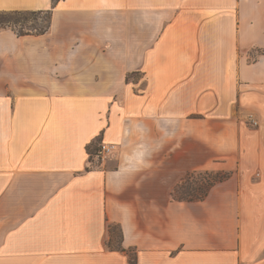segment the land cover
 Wrapping results in <instances>:
<instances>
[{"label":"crops","instance_id":"obj_1","mask_svg":"<svg viewBox=\"0 0 264 264\" xmlns=\"http://www.w3.org/2000/svg\"><path fill=\"white\" fill-rule=\"evenodd\" d=\"M46 9L0 29V264H264V0H0Z\"/></svg>","mask_w":264,"mask_h":264},{"label":"trees","instance_id":"obj_2","mask_svg":"<svg viewBox=\"0 0 264 264\" xmlns=\"http://www.w3.org/2000/svg\"><path fill=\"white\" fill-rule=\"evenodd\" d=\"M57 2V0H52L53 5ZM41 15H44L45 20L38 24L36 20ZM28 21H32L31 24H28ZM51 25V9L46 10H0V29L10 28L13 32H15L17 35H26V34H42L45 33ZM19 29L17 30V28ZM98 145L90 146L88 151L89 155L95 154L97 151ZM219 174V173H216ZM220 176L217 177L214 181H222L226 179L229 174H219ZM110 227V226H109ZM112 228V227H111ZM110 228V229H111ZM112 234V233H111ZM113 235H111L107 246L110 249H116L120 251H124V249L120 246L119 247H111V243L113 240ZM119 240H120V234H119ZM133 259L131 260V263H133Z\"/></svg>","mask_w":264,"mask_h":264},{"label":"rangeland","instance_id":"obj_3","mask_svg":"<svg viewBox=\"0 0 264 264\" xmlns=\"http://www.w3.org/2000/svg\"><path fill=\"white\" fill-rule=\"evenodd\" d=\"M45 20L44 15H41L40 17H38V19L36 20V22L38 24H40L41 22H43ZM32 21H28V24H31ZM6 29H10V28H6ZM19 29V27L17 28V30ZM11 30V29H10ZM131 77V78H130ZM130 80H132L133 82H137L138 81V74H131L130 76ZM94 145H98L99 143L96 142L94 143L92 146ZM90 164L89 166H97L99 164L100 161H97L94 154L91 155L90 160H89ZM101 163V162H100ZM224 174L226 172H203V171H199L196 172L192 179H190V181H188V183H184L183 185L179 186L176 195H178L179 197H200L201 195H203L206 191V189L209 187V185L214 184L216 181H214L217 177H219V174ZM114 230V241L111 243V247H119L120 241H119V231L116 227L113 228Z\"/></svg>","mask_w":264,"mask_h":264},{"label":"built area","instance_id":"obj_4","mask_svg":"<svg viewBox=\"0 0 264 264\" xmlns=\"http://www.w3.org/2000/svg\"><path fill=\"white\" fill-rule=\"evenodd\" d=\"M250 121H251L252 125H257V121H255L253 119H251ZM116 150H117V148H116L115 144L100 142L94 156H95L97 161L103 162V161H106L109 159H113L116 155ZM89 164H90V162H89ZM91 167H93V166H91Z\"/></svg>","mask_w":264,"mask_h":264}]
</instances>
